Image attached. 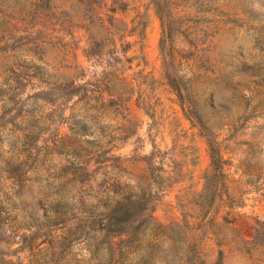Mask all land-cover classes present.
I'll return each mask as SVG.
<instances>
[{
	"label": "rangeland",
	"instance_id": "obj_1",
	"mask_svg": "<svg viewBox=\"0 0 264 264\" xmlns=\"http://www.w3.org/2000/svg\"><path fill=\"white\" fill-rule=\"evenodd\" d=\"M171 7L181 97L151 0H0V264H264V0ZM150 187L151 219L98 227Z\"/></svg>",
	"mask_w": 264,
	"mask_h": 264
},
{
	"label": "trees",
	"instance_id": "obj_2",
	"mask_svg": "<svg viewBox=\"0 0 264 264\" xmlns=\"http://www.w3.org/2000/svg\"><path fill=\"white\" fill-rule=\"evenodd\" d=\"M155 12L161 21L162 37L159 40V49L162 57V70L167 84L172 88L178 97H181L180 78L170 61V54L164 50V41L170 36L169 25L172 20L171 0H151ZM63 95L71 99L74 96L83 97L88 93V83H77L71 79L63 84ZM186 117L191 124L206 137L210 164L213 173H222L221 157L218 148L212 138L206 132L205 123L200 115L192 108H183ZM151 160V155L146 156ZM158 188L143 190L140 193L129 195L118 201L108 212L99 217L98 227L106 232L116 235H123L130 230L137 228L140 223L146 222L153 217L155 202L158 199ZM137 223V226H136Z\"/></svg>",
	"mask_w": 264,
	"mask_h": 264
}]
</instances>
